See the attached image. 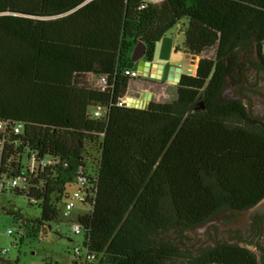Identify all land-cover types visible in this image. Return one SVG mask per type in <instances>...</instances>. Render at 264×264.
<instances>
[{"label":"trees","instance_id":"16d2710c","mask_svg":"<svg viewBox=\"0 0 264 264\" xmlns=\"http://www.w3.org/2000/svg\"><path fill=\"white\" fill-rule=\"evenodd\" d=\"M183 22V52L213 57L181 77L173 102L118 106L136 44L151 60ZM250 68L264 74V0H0V121L23 125L4 146L1 173L23 178L15 192L39 204L31 234L58 222L57 204L83 170L95 191L78 216L81 245L95 261L74 264H257L249 250H198L186 235L264 198V123L224 95ZM33 151L58 165L23 171Z\"/></svg>","mask_w":264,"mask_h":264},{"label":"rangeland","instance_id":"374dc122","mask_svg":"<svg viewBox=\"0 0 264 264\" xmlns=\"http://www.w3.org/2000/svg\"><path fill=\"white\" fill-rule=\"evenodd\" d=\"M154 2V0H148ZM180 24L174 31L168 32L158 43L155 44L154 58L156 61L164 62L166 66L177 65L184 60L183 43L184 34L182 25ZM214 50L206 51L201 57L211 58ZM244 54L243 59H245ZM201 57L195 60V68L192 76L195 75L198 62ZM257 57L251 55V60L256 61ZM167 73V69L164 74ZM246 81L253 85L260 94L264 95V74L257 72L255 68H250L244 75ZM140 83L139 79L134 84ZM143 86L152 93V99L157 103H171L176 98L175 85L167 86L165 83ZM244 92L237 93L236 87L228 86L224 95L229 99H238L247 108V103L242 99ZM129 96V95H127ZM88 169L91 171L95 161L88 158ZM26 155L22 158V169L26 171L28 166ZM74 186L69 187L68 191L72 193ZM23 193V192H21ZM17 194L14 190H2L0 188V258L15 264H44L45 262L58 264H74L77 258L74 257V249L81 247L82 238L75 236L66 222L59 219L57 223L50 222L46 224L45 230L35 231L31 234L32 222L40 218V207L29 201L24 194ZM88 208L77 205L73 211L74 216L86 214ZM251 212L248 211L242 215L238 221L246 223ZM225 212L222 211L214 216L211 220L203 225L191 230L186 235L195 244V249L209 248L215 245L213 241L214 231L211 225H215L219 230L224 231L226 227L221 222L225 219ZM49 227V228H48ZM209 229L207 232L206 230ZM11 235H7L8 232ZM20 232H24L23 239ZM226 237L222 234L221 239Z\"/></svg>","mask_w":264,"mask_h":264},{"label":"built area","instance_id":"2783aa9c","mask_svg":"<svg viewBox=\"0 0 264 264\" xmlns=\"http://www.w3.org/2000/svg\"><path fill=\"white\" fill-rule=\"evenodd\" d=\"M124 76L130 79H138L139 74L136 70H125ZM98 87L100 89H104L105 80L102 79L98 83ZM127 97V96H125ZM124 97V98H125ZM124 98L119 101L118 106H126ZM133 98V97H132ZM128 108V107H127ZM93 119H101L104 115V111L101 107H97L90 113ZM23 125L20 123H12V122H3L0 121V188L2 190H18L23 191L25 185L23 183L24 179L19 177H14L10 172V170H6V173H1V155L4 149L5 144L7 143L10 137L18 136L22 132ZM23 158V156H22ZM21 158V161H22ZM28 160V166L26 172L29 174H36L38 172H42L45 169L53 168L58 165L59 160L50 156H39L37 151L28 152L26 155ZM12 161V160H10ZM18 161V155H16V162ZM66 166V165H64ZM74 186L75 190L70 193L68 191L69 187ZM65 192L64 197L57 204L59 219H62L69 226L71 232L78 237L83 236V227L78 222V216L73 215V211L77 207V205L88 208V200L93 197V191H95V182H90L85 175L83 170H79L77 173V177L75 178L72 185H70ZM20 237L24 236V232H20ZM7 235H11L9 231ZM6 253L5 251H1V254ZM74 257L84 261V262H93L95 261L94 255L88 253V251L82 247H76L74 249Z\"/></svg>","mask_w":264,"mask_h":264},{"label":"flooded vegetation","instance_id":"af4514ba","mask_svg":"<svg viewBox=\"0 0 264 264\" xmlns=\"http://www.w3.org/2000/svg\"><path fill=\"white\" fill-rule=\"evenodd\" d=\"M145 83V81L143 82ZM244 92L242 99L247 103V113L255 120L258 118L264 119V95L244 78L241 87L237 90L238 93ZM264 123V121H259ZM250 211L249 221L240 223L238 219L244 213ZM226 216L221 222L224 223L226 237L221 239L223 231L217 226L211 225L214 231L213 241L214 246L217 245H235L240 248L249 250L256 258L257 264H264V198L250 209L244 211H224ZM208 228L206 231L208 232Z\"/></svg>","mask_w":264,"mask_h":264},{"label":"water","instance_id":"95a60500","mask_svg":"<svg viewBox=\"0 0 264 264\" xmlns=\"http://www.w3.org/2000/svg\"><path fill=\"white\" fill-rule=\"evenodd\" d=\"M146 45L142 42H138L134 47L130 61L136 66V71L139 74V79L150 80V81H160L163 74V66L157 65L151 62V60L146 59ZM184 61L178 67H170L167 72L166 81L177 85L182 76H192L195 68L196 56L185 54ZM153 69L155 72H153ZM152 99V93L147 90H142L138 98L125 97L124 101L128 108L145 110L147 109L149 103ZM203 106L200 104L198 109H202ZM259 121H264L263 118H258Z\"/></svg>","mask_w":264,"mask_h":264},{"label":"crops","instance_id":"0c3cea01","mask_svg":"<svg viewBox=\"0 0 264 264\" xmlns=\"http://www.w3.org/2000/svg\"><path fill=\"white\" fill-rule=\"evenodd\" d=\"M146 3H149V4H157V3H159L161 0H154V2H148V0H144ZM186 53H184V55H185ZM185 59V58H184ZM184 61V60H183ZM183 61H181L179 64H177V65H169V66H166V64L164 63V62H160V61H156L155 60V58H154V54H153V56H152V59H151V62L152 63H154V64H157V65H161V66H163V74H164V72H165V70L167 69V72H168V69L170 68V67H178L179 65H181L182 63H183ZM134 68H135V70H136V66H134ZM153 72H155L154 71V69H153ZM162 74V78H161V80L160 81H150V80H141V79H139V81H140V83H137V84H134V81L135 80H138V79H135V80H133V81H131L130 83H129V86H128V91H127V95H129V97H133V98H138L139 97V95H140V93H141V91L142 90H148V88L146 89L144 86H143V84H145V83H148V85H156V84H162V83H165L167 86H171V85H173V84H171V83H169V82H167L166 81V77H167V73L165 74V75H163ZM145 81V83H143Z\"/></svg>","mask_w":264,"mask_h":264}]
</instances>
